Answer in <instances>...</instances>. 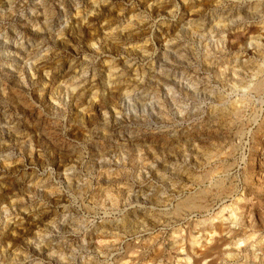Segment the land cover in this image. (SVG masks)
Listing matches in <instances>:
<instances>
[{"label":"rangeland","instance_id":"obj_1","mask_svg":"<svg viewBox=\"0 0 264 264\" xmlns=\"http://www.w3.org/2000/svg\"><path fill=\"white\" fill-rule=\"evenodd\" d=\"M209 251L264 264V0H0V264Z\"/></svg>","mask_w":264,"mask_h":264},{"label":"bare ground","instance_id":"obj_2","mask_svg":"<svg viewBox=\"0 0 264 264\" xmlns=\"http://www.w3.org/2000/svg\"><path fill=\"white\" fill-rule=\"evenodd\" d=\"M216 25V24H215ZM219 28V27H218ZM214 32V31H213ZM262 86V85H261ZM259 86V88L261 87ZM200 198V197H199ZM198 198V199H199ZM197 198L196 197H190L186 200H184L182 203H180V205L176 208V212L180 213L182 210H193V209H197L199 207L202 206V204H200L198 200H196ZM209 231L212 232V233H217V225L216 224H213V223H210L209 224ZM213 235H210L209 236V240L213 239L212 237ZM241 239L239 241L236 242V244L238 242H240ZM243 242V241H242ZM226 245V244H225ZM216 247H213L211 248V250L215 249ZM218 248V247H217ZM211 251L207 252L205 255H200V259H199V264H203V261H205V259L207 258L208 255H211L210 254ZM183 255H186L184 252H183ZM188 259H190L188 257Z\"/></svg>","mask_w":264,"mask_h":264}]
</instances>
